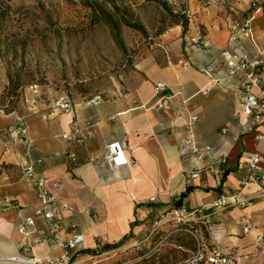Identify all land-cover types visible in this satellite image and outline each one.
<instances>
[{
	"label": "crops",
	"instance_id": "crops-1",
	"mask_svg": "<svg viewBox=\"0 0 264 264\" xmlns=\"http://www.w3.org/2000/svg\"><path fill=\"white\" fill-rule=\"evenodd\" d=\"M190 11L189 29L184 32L178 25L165 33L164 49L141 58L125 81L103 94L100 104L88 105V98H79L70 110L54 102L26 115L0 108V130L25 123L34 140L27 151L19 137L8 142L0 138V264H23L11 259L19 254L17 244L24 238L18 225L34 214L38 199L31 181L22 174V166L37 159L42 162L36 169L47 178L53 192L75 207L66 212L60 237L71 236L70 221L76 219L86 249L125 237L144 238L153 212L164 210L190 187L183 198L191 207L211 208L223 194L251 200L247 205L212 208L209 219L221 226L220 244L239 257L235 264H264V253L259 251L264 239V198L256 197L257 184L241 186L249 156L264 154V138H257L260 133L264 136V116L249 130L250 118L235 91H225L224 83H212L210 73L204 70L227 49L239 57L256 56V46L231 30L233 20L251 13L255 14V38L264 48V5L256 9L253 0L207 4L194 0ZM194 38H200L201 45L194 44ZM160 82L167 83L175 96L170 105L153 109ZM242 82L244 78L239 76L226 85L234 88ZM209 87L211 91L206 92ZM192 115L198 120L191 130ZM87 118L100 123L94 136L72 156L62 134L75 124L84 126ZM190 136L201 145L212 146L213 151L191 154L185 145ZM115 141L125 146L135 164L111 168L105 162V146ZM222 158L225 163L220 162ZM195 170H201V176L189 177ZM37 223L46 225L42 218ZM34 253L58 255L61 248L47 242L35 246Z\"/></svg>",
	"mask_w": 264,
	"mask_h": 264
},
{
	"label": "rangeland",
	"instance_id": "rangeland-1",
	"mask_svg": "<svg viewBox=\"0 0 264 264\" xmlns=\"http://www.w3.org/2000/svg\"><path fill=\"white\" fill-rule=\"evenodd\" d=\"M8 1L14 12L8 35L2 36L0 108L26 115L63 97L74 101L109 92L127 79L141 58L164 49L165 33L178 25L183 29L181 18H190L194 0H120L121 16L145 28L123 23L121 42L109 24L91 22L90 10L80 0ZM10 72L21 84L16 91L8 89ZM173 229L168 226L145 243L129 239L104 261L180 264L196 243L189 232Z\"/></svg>",
	"mask_w": 264,
	"mask_h": 264
},
{
	"label": "built area",
	"instance_id": "built-area-1",
	"mask_svg": "<svg viewBox=\"0 0 264 264\" xmlns=\"http://www.w3.org/2000/svg\"><path fill=\"white\" fill-rule=\"evenodd\" d=\"M214 1V0H208ZM264 5V0H253L256 9ZM255 14L251 13L246 18L235 19L231 23V30L235 35H244L256 46L258 52L255 57L249 55L239 57L232 50H224L221 58L210 63L204 69L210 73L212 83H224V90H234L238 99L243 103L246 114L250 118L249 130L259 124L264 116V48L260 47L254 30ZM193 43L201 45L200 38H194ZM217 70L216 73L213 71ZM243 76L244 82L232 88L226 83L236 77ZM212 87L205 91H211ZM156 95L159 97L157 102L151 106L153 109H160L170 105L175 96L167 83L160 82L156 85ZM103 100L101 94H96L87 99L86 103L100 104ZM73 101L69 98H61L56 101V105L64 110H70ZM144 108L149 107L143 105ZM198 120L197 115H192L188 124L189 129H193ZM99 120L87 118L84 126L75 124L70 132L62 134V138L69 145V154L76 155V149L83 145L95 134V127L99 125ZM19 137L30 151L34 145L29 128L25 123L11 125L6 129L0 130V138L6 142ZM258 139H263L262 133L258 134ZM185 145L190 148L193 155L200 156L203 152H212L210 145H201L194 136L185 140ZM104 160L111 168H116L125 164H135L136 160L129 158L126 154L125 146L118 141L108 143L105 146ZM42 159L31 160L22 166L23 176L30 180L38 199V206L34 214L25 217L18 225V230L24 236L23 241L17 244L19 254L11 259L23 264H114L105 262V258L111 253L116 252L115 248H104L106 243L99 242L94 249H86L84 242L85 236L78 231L79 223L76 219L70 221L71 236L60 237L59 233L63 228L66 212H73L74 205L63 200L55 194L48 184L47 178L41 174L36 165ZM226 162V158L220 160ZM201 176V170H195L189 177L197 178ZM250 183H255L259 187L256 197L264 198V154L254 153L249 156L246 164V177L241 180L244 187ZM59 184H56L58 186ZM234 199V200H233ZM156 199L152 200L155 202ZM251 200H240L237 194L232 196L221 195L214 200L211 208L208 206H189L182 196L170 202L161 212H153L151 227L144 238H134V244L145 243L160 235L168 226L174 227L173 230H184L189 232L196 243L191 256L180 264H235L239 257L236 253L220 244L222 229L219 224L212 222L210 209H226L233 205H247ZM38 218H42L46 225L40 227L37 223ZM248 230V227L246 228ZM171 232L167 233L166 239ZM55 243L61 248L58 255L38 256L34 253V248L43 243ZM259 251L264 253V239L259 244Z\"/></svg>",
	"mask_w": 264,
	"mask_h": 264
},
{
	"label": "trees",
	"instance_id": "trees-1",
	"mask_svg": "<svg viewBox=\"0 0 264 264\" xmlns=\"http://www.w3.org/2000/svg\"><path fill=\"white\" fill-rule=\"evenodd\" d=\"M120 0H80V2L90 10L91 22L96 24L100 21H104L109 24L114 30L117 40L121 35V25L126 23L129 26L141 29L145 31L144 26L136 24L131 21L126 15L121 16L122 6L119 3ZM13 6L8 0H0V55L2 53V36L8 35V21L12 18ZM181 24L183 25V31L186 32L189 29L190 18L184 16L181 18ZM37 25L33 26V29H38ZM31 31V28L29 29ZM56 34L61 35L62 31L57 29ZM18 79V78H17ZM20 83L16 84V78L10 72L9 73V86L8 89L16 91L20 87ZM190 191V187L187 188L185 192L182 193V197L187 196ZM128 237L115 243H106L104 248H115L127 241Z\"/></svg>",
	"mask_w": 264,
	"mask_h": 264
}]
</instances>
